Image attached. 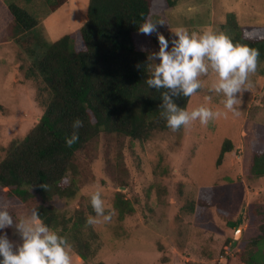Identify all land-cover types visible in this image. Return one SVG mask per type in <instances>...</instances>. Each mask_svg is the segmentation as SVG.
I'll return each instance as SVG.
<instances>
[{
  "label": "rangeland",
  "instance_id": "rangeland-1",
  "mask_svg": "<svg viewBox=\"0 0 264 264\" xmlns=\"http://www.w3.org/2000/svg\"><path fill=\"white\" fill-rule=\"evenodd\" d=\"M12 3L39 21L28 36L33 37V50L40 55V44L53 43L83 26L89 0H69L51 14H46L42 0H0V158L10 141L25 136L42 115L34 101L35 84L24 78L22 69L31 64V58L9 35ZM154 3L157 7L153 22L163 20L164 25L157 28L169 40L175 38L171 32L179 27L189 33L211 30L230 39L236 37L235 30L227 28L233 21L247 28L264 27V0H183L170 9L160 7L163 0ZM138 37L149 54L159 50L156 32L155 42L149 35ZM159 63V59L151 62L152 66ZM200 79L203 86L191 97L187 110L206 106L213 111H227L221 103L222 94L210 90L216 81L214 74L210 72ZM250 81L251 89L241 94L236 106L238 116L228 112L226 118L212 120L207 126L197 120L187 129L159 133L146 143L130 138L118 141L122 147L118 146L116 152H121L123 159L114 172L116 179L105 170L103 149L100 150L91 165L95 181L83 187L75 198L55 202L59 211L70 218L81 198L89 205L91 194L100 191L105 214L114 213L110 222L92 225L97 234L94 256L83 260L72 249L73 264L236 263V254L245 252L239 242L259 235V222L250 221L248 215L254 206L264 205V177L249 179L252 142L264 136V60L258 59L257 71ZM226 141L232 143L233 149L218 164ZM118 192L124 193L132 207L123 216L115 206ZM215 195V203L206 209L198 208L194 214L183 210L187 202H212ZM3 205L8 206L17 221L30 214L17 200H4ZM223 206L228 215L218 212ZM229 215L230 221L238 223L236 227L226 222ZM240 225L242 232L236 239ZM9 238L22 243L15 227ZM260 249L261 260L263 244Z\"/></svg>",
  "mask_w": 264,
  "mask_h": 264
},
{
  "label": "trees",
  "instance_id": "trees-1",
  "mask_svg": "<svg viewBox=\"0 0 264 264\" xmlns=\"http://www.w3.org/2000/svg\"><path fill=\"white\" fill-rule=\"evenodd\" d=\"M68 1L42 0L46 14L56 12ZM182 1L163 0L160 7L174 8ZM156 7L154 0H89L83 26L53 43L43 42L39 45L42 53L37 55L32 47L33 37L28 34L39 26V21L16 3L9 5L13 17L9 35L31 58V64L22 69L24 78L35 84L34 101L42 115L25 136L14 138L2 150L0 206H4V200H17L30 212L35 209L44 224L65 237L83 260L96 253L93 241L97 234L87 224L88 215L96 213L81 198L74 216L67 218L55 202L75 198L83 187L95 181L91 165L101 149L105 170L116 179L114 172L123 159L122 153L116 152L118 146L122 147L120 141L130 138L146 143L159 133L171 132L161 116L165 90L146 84L151 62L147 59L148 48L138 40L139 25L144 19L154 20ZM230 27L236 32L231 39L234 44L258 49V59L264 60V27H242L236 21L227 25ZM150 36L155 42L153 33ZM174 99L178 107L188 109L191 97L181 95ZM77 119L83 122V127L74 129L73 122ZM73 132H77L79 139L68 147L66 138ZM232 149V143L226 141L218 164ZM251 150L249 179L263 178L264 136L252 142ZM216 195L212 202L205 199L187 202L183 210L194 214L198 208L206 209L215 203ZM124 196L118 192L115 203L122 216L132 211ZM218 212L228 215L225 206L219 207ZM230 217L226 222L236 227L238 223L230 221ZM248 219L259 222V235L239 242L245 252L236 254L235 264H264L263 257L258 259L262 256L260 245H264V205L254 206ZM10 230H3L8 238ZM10 241L16 246L21 244L16 239ZM227 248L225 245L224 249Z\"/></svg>",
  "mask_w": 264,
  "mask_h": 264
},
{
  "label": "clouds",
  "instance_id": "clouds-1",
  "mask_svg": "<svg viewBox=\"0 0 264 264\" xmlns=\"http://www.w3.org/2000/svg\"><path fill=\"white\" fill-rule=\"evenodd\" d=\"M157 25H164L163 20L153 22L144 19L138 27V34L150 36L157 33L159 50L150 53L147 59L149 62L159 59L160 63L155 66L151 64V75L146 84L152 89L165 90L160 108L167 127L177 132L181 128L187 129L197 120L207 126L212 120L222 116L226 118L228 112L238 116L236 106L241 102V94L252 87L250 76L257 71L259 50L234 44L227 35L211 30L202 34L189 33L187 29L179 27L171 32L175 38L169 40L159 33ZM141 50L147 51L144 48ZM210 72L216 77L210 90L222 94L221 103L227 111H213L206 106L192 111L178 107L174 98L194 96L203 86L200 78L209 76ZM210 99L206 97V100ZM81 127V120L73 122L74 129ZM78 139L77 132H73L70 138H66V145L71 147ZM90 199L96 216H89L87 224L110 222L114 213L105 214L101 192H93ZM7 209V205L0 206V264H73L72 246L65 237L45 225L35 209L18 221ZM12 227L22 240L19 246L11 242L8 233L3 231Z\"/></svg>",
  "mask_w": 264,
  "mask_h": 264
},
{
  "label": "water",
  "instance_id": "water-1",
  "mask_svg": "<svg viewBox=\"0 0 264 264\" xmlns=\"http://www.w3.org/2000/svg\"><path fill=\"white\" fill-rule=\"evenodd\" d=\"M239 232H240V234H241V232H242V225L239 226V230H238V232L236 233V236H235L236 239H238V238L240 237V235H239V237L237 236V234H238Z\"/></svg>",
  "mask_w": 264,
  "mask_h": 264
},
{
  "label": "crops",
  "instance_id": "crops-1",
  "mask_svg": "<svg viewBox=\"0 0 264 264\" xmlns=\"http://www.w3.org/2000/svg\"><path fill=\"white\" fill-rule=\"evenodd\" d=\"M16 105H17V108H18V107H19V104H16ZM33 106H34V104H33ZM40 117H41V116H40ZM40 117H39V119H40ZM39 119H38V120H39ZM20 123H21V121H20ZM10 142H11V141H10ZM7 146H8V145H7ZM0 159H1V158H0Z\"/></svg>",
  "mask_w": 264,
  "mask_h": 264
},
{
  "label": "bare ground",
  "instance_id": "bare-ground-1",
  "mask_svg": "<svg viewBox=\"0 0 264 264\" xmlns=\"http://www.w3.org/2000/svg\"><path fill=\"white\" fill-rule=\"evenodd\" d=\"M239 235H240V232L237 234V236L239 237Z\"/></svg>",
  "mask_w": 264,
  "mask_h": 264
}]
</instances>
